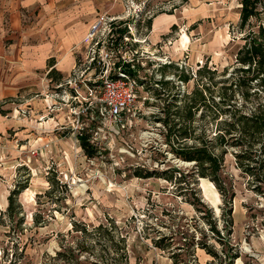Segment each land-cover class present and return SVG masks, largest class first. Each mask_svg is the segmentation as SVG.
<instances>
[{
	"label": "rangeland",
	"instance_id": "rangeland-1",
	"mask_svg": "<svg viewBox=\"0 0 264 264\" xmlns=\"http://www.w3.org/2000/svg\"><path fill=\"white\" fill-rule=\"evenodd\" d=\"M91 2V17L114 14L120 19L115 36L131 37L130 44L115 48L124 60H117L114 68L133 72L142 83L136 109L111 117L98 89L89 94L87 68L74 77L75 88L67 82L71 74L63 77L61 87L46 81L45 91L33 95L41 109L18 99L0 101V264H60L52 256L67 245L89 246L91 253L110 259L120 237L128 264H264V183L242 172L236 149L226 146L221 191L209 177L196 173L193 161L172 152L167 126L155 118L163 116L162 107L173 99L182 105L183 93L193 88V79H177L180 69L194 73L206 62L212 69L227 66L230 71L238 64L242 37L250 30L257 33L259 26L264 29V0H257L256 13L244 27L241 0ZM159 15L172 20L153 32L147 21ZM169 62L178 69L171 64L158 70ZM158 79L169 80L161 85L155 83ZM84 103L91 105L87 112L82 111ZM14 113L26 120L22 127L10 124ZM202 113L199 104L186 122L197 137L186 139L188 145L214 134V123ZM179 119L183 125L176 115ZM37 129L47 134L45 144L35 143L31 152L12 151L20 148L13 141L15 132L35 134ZM80 136L89 152L81 147ZM27 171L34 179L20 183L27 187L9 214L7 195L16 181L24 182ZM109 221L115 225L113 237L93 231L92 226ZM75 224L86 229L75 231Z\"/></svg>",
	"mask_w": 264,
	"mask_h": 264
},
{
	"label": "trees",
	"instance_id": "trees-1",
	"mask_svg": "<svg viewBox=\"0 0 264 264\" xmlns=\"http://www.w3.org/2000/svg\"><path fill=\"white\" fill-rule=\"evenodd\" d=\"M256 3L257 0H241V27H244L249 18L256 13ZM149 23L150 20L147 21L148 25ZM242 38L244 42L236 52L235 62L238 64L230 71L227 66L221 67L220 71L218 67L212 69L206 62L194 73L189 71L185 73L180 69L181 73L177 75V79L185 82L193 79V88L183 93L182 105H176L174 103L176 99H173L172 103L162 107V117L155 116L157 121L167 126V142L171 144L172 152L183 160L193 161L196 173L201 177H209L221 191L224 190L220 184V170L226 146L236 149L234 152L236 166L242 172L264 183V29L259 26L257 33L250 30ZM171 64H175V69H178V64L169 62L160 64L158 70L162 72ZM61 80L62 77L57 79V83ZM168 80L158 79L155 83L167 84ZM219 83L220 85L216 87ZM216 96L218 100L215 99ZM199 104L203 106V116L214 123V134L211 136L206 134L207 137L200 144L194 142L188 145L184 142L186 139L197 137L192 123L186 122L192 120ZM176 115L184 122L183 125H178L181 121L175 120ZM79 140L81 147L87 152L85 137L80 136ZM215 146H219L221 151ZM139 174L141 177L150 176L148 173ZM17 184L7 196L6 212L9 214L15 208L17 196L27 187L26 184ZM79 226H82L80 229H86L84 224H75L74 230H80ZM92 228L93 231H106L111 237L114 236L115 225L112 221L100 223ZM210 228L219 234L214 224H210ZM112 247L116 253L110 259L91 253L89 246L80 245H67L56 251L52 259L59 260L60 264H128L123 237L116 239ZM208 252L216 254L213 250Z\"/></svg>",
	"mask_w": 264,
	"mask_h": 264
},
{
	"label": "crops",
	"instance_id": "crops-1",
	"mask_svg": "<svg viewBox=\"0 0 264 264\" xmlns=\"http://www.w3.org/2000/svg\"><path fill=\"white\" fill-rule=\"evenodd\" d=\"M94 7L91 0H0V101L18 99L43 108L34 93L44 92L46 81L71 73L84 35L100 14L90 16ZM163 16L150 21L153 32L172 20ZM25 121L14 113L10 124L18 128ZM38 129L35 134L15 132L13 141L20 148L12 151L31 152L35 143L45 144L47 134ZM26 176L15 183H31L33 175L27 171Z\"/></svg>",
	"mask_w": 264,
	"mask_h": 264
},
{
	"label": "built area",
	"instance_id": "built-area-1",
	"mask_svg": "<svg viewBox=\"0 0 264 264\" xmlns=\"http://www.w3.org/2000/svg\"><path fill=\"white\" fill-rule=\"evenodd\" d=\"M118 20L120 19L115 15L104 13L98 15L84 35L82 49L77 54L76 62L70 73L73 76L67 81L75 88L74 77L84 74L86 68L89 69L91 71L89 94L98 89L104 109L115 119L136 109V91L142 84L133 72L121 69L119 65L117 69L114 68L117 60H124V54L120 55L121 53L115 48L121 44L125 46L131 43V37L126 33L120 37L115 36L113 30L117 28ZM85 64H87L86 67ZM112 69H115L113 73ZM57 84L60 85L59 87L62 86V82ZM145 98L143 100H146ZM84 106L82 111L87 112L91 105L84 103Z\"/></svg>",
	"mask_w": 264,
	"mask_h": 264
}]
</instances>
